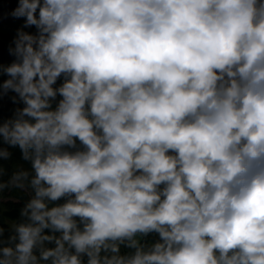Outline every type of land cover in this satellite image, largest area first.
<instances>
[{
    "label": "clouds",
    "instance_id": "9594fccd",
    "mask_svg": "<svg viewBox=\"0 0 264 264\" xmlns=\"http://www.w3.org/2000/svg\"><path fill=\"white\" fill-rule=\"evenodd\" d=\"M10 15L0 97L22 106L0 121V206L27 199L0 264H264V0ZM15 147L28 167L9 175Z\"/></svg>",
    "mask_w": 264,
    "mask_h": 264
},
{
    "label": "trees",
    "instance_id": "16d2710c",
    "mask_svg": "<svg viewBox=\"0 0 264 264\" xmlns=\"http://www.w3.org/2000/svg\"><path fill=\"white\" fill-rule=\"evenodd\" d=\"M25 18L21 17L20 19L14 21L10 24H4L0 26V40L4 42L7 47L11 45L12 40L16 36L17 29H20L24 25ZM23 30L34 33L35 27L31 26L29 28H24ZM15 57L13 56L10 61H4L0 63V65H9L14 61ZM0 77L6 79V75L0 73ZM60 81H58L59 83ZM14 95L13 93L9 92L7 95L0 97V121L7 119L13 115L14 109L16 105L12 102L10 97ZM10 151L12 152V158L9 161H4V167L7 169L8 174L10 175L13 166L17 164L24 165L28 167L27 163L21 159V153L18 147L11 148ZM7 179V176L4 177ZM4 196H11L19 198V202H15L12 199H8L2 203L0 206V226H3L5 229L8 228V222L15 221L19 219V211L23 205V202L27 199L26 194L19 192L17 190H12L11 192L5 191ZM7 235V232L5 233Z\"/></svg>",
    "mask_w": 264,
    "mask_h": 264
},
{
    "label": "water",
    "instance_id": "95a60500",
    "mask_svg": "<svg viewBox=\"0 0 264 264\" xmlns=\"http://www.w3.org/2000/svg\"><path fill=\"white\" fill-rule=\"evenodd\" d=\"M18 6V0H0V26L10 24L20 19L16 18L10 13ZM12 55L9 54V48L0 40V63L10 61Z\"/></svg>",
    "mask_w": 264,
    "mask_h": 264
},
{
    "label": "rangeland",
    "instance_id": "374dc122",
    "mask_svg": "<svg viewBox=\"0 0 264 264\" xmlns=\"http://www.w3.org/2000/svg\"><path fill=\"white\" fill-rule=\"evenodd\" d=\"M4 80V78L3 77H0V82H2ZM14 94V93H13ZM16 105V107H20V106H22V105H20V104H15Z\"/></svg>",
    "mask_w": 264,
    "mask_h": 264
}]
</instances>
